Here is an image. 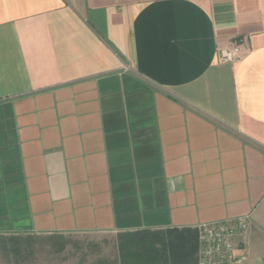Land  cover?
I'll use <instances>...</instances> for the list:
<instances>
[{
    "label": "crops",
    "instance_id": "crops-1",
    "mask_svg": "<svg viewBox=\"0 0 264 264\" xmlns=\"http://www.w3.org/2000/svg\"><path fill=\"white\" fill-rule=\"evenodd\" d=\"M246 215L262 264L264 0H0V235Z\"/></svg>",
    "mask_w": 264,
    "mask_h": 264
},
{
    "label": "trees",
    "instance_id": "trees-1",
    "mask_svg": "<svg viewBox=\"0 0 264 264\" xmlns=\"http://www.w3.org/2000/svg\"><path fill=\"white\" fill-rule=\"evenodd\" d=\"M33 235H0V248L16 257L29 252ZM57 251L65 247L62 234L47 235ZM59 236V237H58ZM197 230H142L117 235L118 264H196Z\"/></svg>",
    "mask_w": 264,
    "mask_h": 264
},
{
    "label": "rangeland",
    "instance_id": "rangeland-1",
    "mask_svg": "<svg viewBox=\"0 0 264 264\" xmlns=\"http://www.w3.org/2000/svg\"><path fill=\"white\" fill-rule=\"evenodd\" d=\"M32 238V249L19 257L0 248V264H118L117 234H65L60 236L65 243L62 251L49 244L47 235ZM198 251L199 244L197 258ZM255 253L258 259L264 258V249Z\"/></svg>",
    "mask_w": 264,
    "mask_h": 264
},
{
    "label": "built area",
    "instance_id": "built-area-1",
    "mask_svg": "<svg viewBox=\"0 0 264 264\" xmlns=\"http://www.w3.org/2000/svg\"><path fill=\"white\" fill-rule=\"evenodd\" d=\"M245 38L232 41L229 46L219 48L217 55L223 63H235L247 51ZM252 226L250 215L197 227L199 244L197 264H245L247 253L238 251L234 240L247 235Z\"/></svg>",
    "mask_w": 264,
    "mask_h": 264
}]
</instances>
